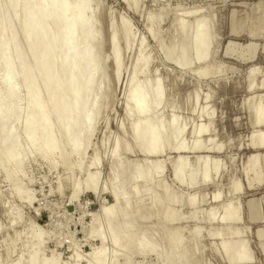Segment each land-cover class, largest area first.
<instances>
[{"label": "bare ground", "instance_id": "6f19581e", "mask_svg": "<svg viewBox=\"0 0 264 264\" xmlns=\"http://www.w3.org/2000/svg\"><path fill=\"white\" fill-rule=\"evenodd\" d=\"M121 1L132 13L139 12L141 0ZM13 2L19 7L7 6ZM65 3L71 7H64ZM85 3L87 7L76 6ZM101 8L100 0H0V173L10 187V195L17 202L32 201L33 194L22 184V179L25 180L22 166L30 159H40L46 162L49 171L62 168L64 176L56 180L58 194L63 193L61 185H66L69 188L66 197L76 201L83 191L92 194L98 189L106 191L111 201L99 211L104 231L92 216L86 237L98 245L91 248L89 256L82 258L73 245H68V260H60L55 250L45 255L46 233L39 226H31L1 239L4 252L0 260L7 261L20 241L19 253L5 264H68V261L78 264L85 258L84 264L98 260L129 264L134 255L161 256L165 264H202L206 238L215 240L208 247L224 264H256L246 232L240 228L239 198L261 183L258 152L264 151V132L251 134L247 139V147L255 151L241 167L240 182L228 173L219 158L229 144L215 140L214 111L207 106L210 94L205 93L200 99L203 101L200 108H192L190 114L194 121L179 116L173 100L167 99L165 81L157 74L158 70L151 69V53L146 51L142 39L134 55L119 133L110 148L107 177L98 185L100 151L90 144L91 137L112 100L109 74L113 80L119 79L125 52L133 40L128 21L120 16L118 22L112 17L108 19L104 39ZM193 10L197 8L190 15ZM182 11L175 14L170 25L173 37L167 45L161 41L159 31L162 13L146 14L143 25L147 36L158 44L168 64L175 65L180 72L189 71L194 78L218 77L223 71L221 67L190 68L193 61H205L214 55L215 36L210 18L197 11L199 16L187 22L184 12L189 10ZM105 42L106 53L103 52ZM253 74L251 69L249 87ZM134 88L141 90L140 99L148 107L141 118L146 121L140 123L141 134L150 138L153 129L159 128L164 140L159 153L125 147L123 132L131 133L127 114L130 107H135L130 95ZM198 97L194 91L191 102L196 105ZM247 114L252 128L264 126V107L251 104ZM117 138L121 139L118 151ZM101 145H104L103 138ZM90 146L92 152L86 159ZM114 151H117L115 156ZM170 153L172 157L165 156ZM212 155L218 158L213 159ZM121 156L130 159L122 162ZM136 156L141 161L135 162ZM165 167L171 171L172 184L164 180ZM82 172V180L73 178V174ZM222 177H226L223 188L212 186ZM173 183L191 193H181V188ZM210 185L213 190L206 198L202 188ZM224 198L228 200L224 202ZM203 205L207 206L202 208ZM12 206L6 209L10 228L21 220V213ZM150 220L154 227L145 229L142 225ZM186 223L191 225L187 227ZM154 232L162 236L163 247L156 243ZM114 237L116 243H113ZM105 238L109 239L110 246L107 261L104 248L102 254L98 253Z\"/></svg>", "mask_w": 264, "mask_h": 264}, {"label": "rangeland", "instance_id": "374dc122", "mask_svg": "<svg viewBox=\"0 0 264 264\" xmlns=\"http://www.w3.org/2000/svg\"><path fill=\"white\" fill-rule=\"evenodd\" d=\"M100 2L102 7L100 11V24L103 38L106 39L107 37L106 27L108 19L112 17L114 22H118L120 16L122 19L128 21L133 33V40L129 50L125 52L123 71L119 79L117 81L113 80L109 74L112 100L110 105L102 113L94 134L91 137L90 144H93L94 147L97 146V151H100L98 152L100 156V164L97 169L98 185L107 177L110 148H112V142L119 133L118 122L123 119L122 108L124 99L128 90L134 55L137 51L138 42L141 39L144 40L147 46L145 48L146 51L149 54L151 53V69L153 71L158 70L157 74L160 75L163 82L165 81L167 99L169 101L173 100L175 110L179 116L185 120L187 119L189 121L193 119L194 121L195 118L190 114L192 108H195V110L200 108L199 106L203 105V101L200 99L205 93L210 94V101L207 106L209 110L213 109L211 111H214L212 128L214 133H216L215 140L218 143L229 144L226 152L219 155V158L223 160L225 168L229 171L228 173L241 182V167L246 159L255 151L253 148L247 147V139L251 134L264 132V126L256 127L255 129L252 128L248 123L247 117L248 107L251 104L264 107V39L260 35L261 26L264 25V0H169L166 3L157 2L156 0H141L139 12L136 14L129 11L121 0H100ZM196 8L202 14L193 10V12H196L195 14L192 12V17L189 12ZM182 10H189V14L184 12L185 16L188 17H184L187 19V22H192L193 18L195 19L199 15L210 18L215 36L214 55L205 61H197L196 63L193 61L190 68L210 67L211 69H215L221 67L223 71L218 77L214 78L210 76L208 78L209 76H207L206 79L194 78L190 75L191 73L189 74V71H181L184 74L181 73L175 65L168 64L159 52L158 44L147 36L143 25L146 14H149V12L152 15L162 13L163 19L159 24V31L161 32V41L167 45L173 37L170 25L177 13L183 12ZM107 50L108 46L105 42L103 52L106 53ZM251 69L254 70V74L251 79L252 86L249 87V72ZM108 70L110 72V68ZM194 91H197L199 94L197 106L191 102V94ZM100 138L104 139V145L99 146ZM238 145L239 147L236 149ZM91 148L90 146L86 151V159L91 155ZM165 156L172 157L173 154L170 153ZM152 158H148L147 160L156 159L155 157ZM211 158L216 159L218 156L212 155ZM120 159L122 162H127L130 158L121 156ZM134 161L139 162L141 160L136 156ZM71 162L74 163V160H71ZM258 165L261 173L260 185L251 188L239 198L240 228L246 232L245 235L249 241V247L254 256L255 263L262 264V258H264V241H262L260 234L264 231L263 150L258 152ZM22 171L25 177V180L24 178L22 179V184L26 186L25 188L31 196L33 194L30 203L17 202L12 194L10 195V187L3 181L0 173V209L3 208L0 210V242L4 238L12 236L18 230H26L30 229L31 226H39L38 228H43L41 230H44L46 233V239L44 240L46 246L43 244V253L45 255L51 252L49 250H55L60 255V260H68L69 258L67 256H69L70 252L67 248L68 245H73L76 253L81 255L82 258L87 254L89 256L91 248L95 249L98 244L95 240L87 238L86 233L93 217L97 218L99 227L104 231V223L99 211H101L100 208L102 209L103 205L105 207L111 202L107 192H101V190L97 189L94 193L90 194L83 191L76 201L69 200L66 197L69 193L68 186L61 185L63 192L61 194L55 191L56 180L64 176V174H61L63 173L62 168L58 167L49 171L46 162L40 159H30V161L22 166ZM170 172V169L165 167L163 173L164 180L169 183H171ZM83 175L84 172L77 175L73 174V178L82 180ZM225 180L226 177H222L221 180L212 186L217 185L219 187L222 185L220 187L223 188L226 182ZM218 183L220 184L218 185ZM173 185L176 184L173 183ZM212 186H206L207 188L201 187L203 190L201 191L206 194V198L212 192ZM175 187L178 189L181 188V193L184 192L185 194L186 191L187 193L190 192L187 188L185 190L184 187H178L177 185ZM226 200L228 199L226 198L224 202ZM11 206L21 213V220L14 227L10 228L8 226L6 209ZM206 206L203 205L202 208ZM91 213H94V215H91ZM190 225L191 223H186L187 227ZM142 226L149 230L154 227L153 221L150 220ZM154 234H156L153 235L156 243L159 247H163L164 240L162 236L155 232ZM107 240L109 241L108 238ZM107 240L105 238L103 242L106 261L110 253V246ZM56 241H60V243L56 244ZM213 242L215 243V240L204 238V248L201 252L202 264H224L212 252L211 248L208 247ZM2 246L0 244V255L4 252V246ZM20 249L21 242L18 241L7 261L0 260V263L5 264L11 261L19 253ZM155 256L134 255L129 264H165L161 256ZM85 260L86 258L80 260L78 264H84ZM69 263L70 261H68ZM106 264L108 263L106 262ZM118 264H122V261H119Z\"/></svg>", "mask_w": 264, "mask_h": 264}, {"label": "snow or ice", "instance_id": "6c2138e0", "mask_svg": "<svg viewBox=\"0 0 264 264\" xmlns=\"http://www.w3.org/2000/svg\"><path fill=\"white\" fill-rule=\"evenodd\" d=\"M8 7H19L18 3H10L7 5ZM64 7H71L68 3L63 5ZM77 7H87L85 4H78ZM27 7V6H26ZM260 35L262 39H264V25L261 26ZM133 102L135 103V107H130L129 112L127 114V119L131 121V133L127 130L123 132V139L125 141V147L127 150H135L138 149L147 153H159L161 148L164 147V140L162 138V134H160L159 128L153 129L152 136L149 138L148 136L142 135L140 131V123H146L141 118L148 111L147 104L142 102L140 99L141 90L134 88L130 93ZM139 121V122H138ZM91 123V120L89 121ZM119 124V122H118ZM117 151L121 146V139L117 138ZM117 151L113 152V155H117ZM261 239L264 241V231L261 232ZM113 243H116V238H113ZM103 247L98 250V253L102 254ZM54 264V262H52ZM90 264H106L105 261H90ZM195 264V262H192ZM262 264H264V258H262Z\"/></svg>", "mask_w": 264, "mask_h": 264}]
</instances>
